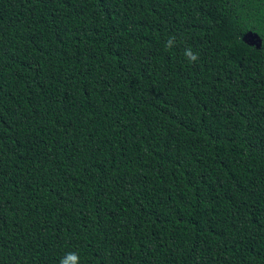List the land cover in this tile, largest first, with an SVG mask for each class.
<instances>
[{"label": "trees", "instance_id": "1", "mask_svg": "<svg viewBox=\"0 0 264 264\" xmlns=\"http://www.w3.org/2000/svg\"><path fill=\"white\" fill-rule=\"evenodd\" d=\"M73 252L264 264V0H0V264Z\"/></svg>", "mask_w": 264, "mask_h": 264}, {"label": "clouds", "instance_id": "2", "mask_svg": "<svg viewBox=\"0 0 264 264\" xmlns=\"http://www.w3.org/2000/svg\"><path fill=\"white\" fill-rule=\"evenodd\" d=\"M175 40H176L175 36H170L167 39L166 47L168 48L173 47ZM184 55H185V58L188 59L189 62H192V63H195L199 58V54L194 53L190 47L184 50ZM60 264H79L78 253H74V252L67 253L64 257L61 258Z\"/></svg>", "mask_w": 264, "mask_h": 264}]
</instances>
